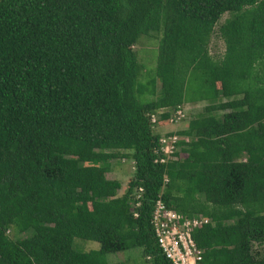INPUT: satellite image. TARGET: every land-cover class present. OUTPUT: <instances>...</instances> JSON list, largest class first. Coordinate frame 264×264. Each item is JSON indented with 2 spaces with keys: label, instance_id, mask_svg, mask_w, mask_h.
<instances>
[{
  "label": "trees",
  "instance_id": "1",
  "mask_svg": "<svg viewBox=\"0 0 264 264\" xmlns=\"http://www.w3.org/2000/svg\"><path fill=\"white\" fill-rule=\"evenodd\" d=\"M151 34L155 74L138 84L135 46ZM203 102L160 163L156 126ZM122 159L133 173L118 196L106 175ZM158 199L210 219L193 233L201 264H264V0H0V264H111L137 249L171 264Z\"/></svg>",
  "mask_w": 264,
  "mask_h": 264
},
{
  "label": "built area",
  "instance_id": "2",
  "mask_svg": "<svg viewBox=\"0 0 264 264\" xmlns=\"http://www.w3.org/2000/svg\"><path fill=\"white\" fill-rule=\"evenodd\" d=\"M184 118V108L178 107L172 112L167 124H178ZM150 121L154 127L159 123L158 116L156 114L151 115ZM182 139L176 133L161 135L159 139V152L163 154V157L160 163L177 159V145ZM184 140L188 141L187 138H184ZM210 222V219L202 215L190 218L185 217L175 210L168 208L161 199L155 202L151 218L157 243L171 264H201L202 251L197 247L193 233Z\"/></svg>",
  "mask_w": 264,
  "mask_h": 264
},
{
  "label": "rangeland",
  "instance_id": "3",
  "mask_svg": "<svg viewBox=\"0 0 264 264\" xmlns=\"http://www.w3.org/2000/svg\"><path fill=\"white\" fill-rule=\"evenodd\" d=\"M229 17V14H224L215 27V33L211 38L210 42V53L214 59H220L224 53V44L220 39L217 30L218 26L221 25L226 18ZM154 34L151 36H142L137 45L135 46V52L137 55V61L142 66V71L138 78V84L146 83L150 78L155 74L157 55H158V44L159 39H155ZM154 98L144 95L140 97L141 102L152 101ZM205 103L190 104L193 112H200ZM185 110V118L178 124H165L162 123V129L156 130L162 135H167V133H175L183 127L184 123L192 118L191 112L186 115V112L191 111L189 106H183ZM192 112V114H193ZM191 115V117H190ZM157 127V126H156ZM133 173V163L129 159L122 160H113L111 162V172L106 175L107 179L118 180L121 183V189L118 191V196H121L126 190L127 183ZM74 249L82 252H88L91 250L99 249V244L93 241H84L81 239H74L73 241ZM106 260L111 264H143V261L140 257V250H130L115 254L106 255Z\"/></svg>",
  "mask_w": 264,
  "mask_h": 264
},
{
  "label": "crops",
  "instance_id": "4",
  "mask_svg": "<svg viewBox=\"0 0 264 264\" xmlns=\"http://www.w3.org/2000/svg\"><path fill=\"white\" fill-rule=\"evenodd\" d=\"M203 103H205V102H203ZM197 104H198V103H197ZM183 106H184V107H185V106H189V107H190V110H191V111L186 112V115H187L188 113H190V112H191V115H194V114L197 113V111H196V112H193V111H192L193 109H192V107L190 106V104H184ZM192 112H193V114H192ZM191 115H190V117H191ZM189 120H190V119H189ZM189 120H188V121H189ZM188 121H186V122L184 123V125H183L182 128H184L185 124H186ZM165 124H166V123H165ZM160 125H161V124H160ZM160 125H158V126L155 128V130L162 129V128H161L162 126H160ZM180 129H181V128H180ZM160 134L162 135V133H160Z\"/></svg>",
  "mask_w": 264,
  "mask_h": 264
}]
</instances>
